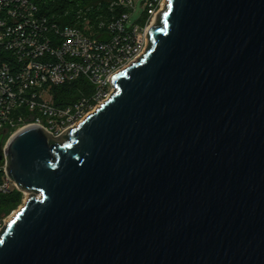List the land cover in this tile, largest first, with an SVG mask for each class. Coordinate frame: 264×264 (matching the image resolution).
Segmentation results:
<instances>
[{"label":"water","instance_id":"obj_1","mask_svg":"<svg viewBox=\"0 0 264 264\" xmlns=\"http://www.w3.org/2000/svg\"><path fill=\"white\" fill-rule=\"evenodd\" d=\"M113 85L63 139L7 141L29 197L0 264H264V0H168Z\"/></svg>","mask_w":264,"mask_h":264},{"label":"built area","instance_id":"obj_2","mask_svg":"<svg viewBox=\"0 0 264 264\" xmlns=\"http://www.w3.org/2000/svg\"><path fill=\"white\" fill-rule=\"evenodd\" d=\"M139 1L144 13L130 23ZM167 4L114 0L113 6L126 11L94 31L88 19L83 28L60 26L41 12L38 0H0V132L9 130L10 138L34 125L55 140L63 139L110 99L116 90L113 77L144 56L151 26ZM81 79L80 97L56 102L53 88ZM7 141L0 166L2 193L20 191L7 172ZM11 217L0 219V232Z\"/></svg>","mask_w":264,"mask_h":264},{"label":"trees","instance_id":"obj_3","mask_svg":"<svg viewBox=\"0 0 264 264\" xmlns=\"http://www.w3.org/2000/svg\"><path fill=\"white\" fill-rule=\"evenodd\" d=\"M114 0H38L41 12L51 21L60 26L77 25L84 27L85 19L90 20L93 30L99 28L101 22H107L120 16L126 9L122 6H111ZM83 80H78L70 84H64L53 88L55 100L59 104L76 100L80 97ZM87 87H84L86 89ZM6 134L3 143L10 136V131ZM1 133V132H0ZM2 182V171L0 170V184ZM23 193L17 189H12L8 193L0 191V219L7 216L22 202Z\"/></svg>","mask_w":264,"mask_h":264},{"label":"rangeland","instance_id":"obj_4","mask_svg":"<svg viewBox=\"0 0 264 264\" xmlns=\"http://www.w3.org/2000/svg\"><path fill=\"white\" fill-rule=\"evenodd\" d=\"M113 3V2H112ZM111 3V6H113ZM144 13V8L141 4V1L138 2L137 5V9L135 10V12L133 13L132 19L130 23L136 22L137 20H139L142 16V14ZM29 197L28 193H23L22 195V202L12 211H10V213L5 216L6 218H10V216H14L16 212H18V210L23 206L24 202L26 201V199Z\"/></svg>","mask_w":264,"mask_h":264}]
</instances>
